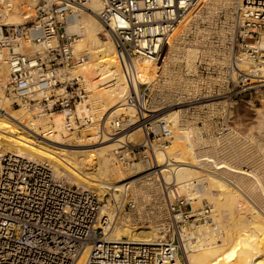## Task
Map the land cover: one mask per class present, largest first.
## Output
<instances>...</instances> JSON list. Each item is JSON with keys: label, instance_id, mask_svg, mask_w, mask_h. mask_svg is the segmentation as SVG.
Returning <instances> with one entry per match:
<instances>
[{"label": "built area", "instance_id": "1", "mask_svg": "<svg viewBox=\"0 0 264 264\" xmlns=\"http://www.w3.org/2000/svg\"><path fill=\"white\" fill-rule=\"evenodd\" d=\"M88 1L0 0V110L7 101L38 116L62 113V126L69 131L92 122L85 89L67 71L85 58L73 49L78 34L69 21L75 9L85 8ZM206 1L100 0L95 14L114 44L128 87L118 104L133 108L134 113L116 117L111 131L103 135L96 130L94 138L141 128L139 144L118 142L114 162L136 178L145 172L161 177L157 197L167 213L165 234L150 241L109 238L116 213L145 204L130 194V181L108 186L109 200L104 202L93 191L57 178L45 161L3 152L0 264H186L180 232L212 222L214 210L208 203L193 207L196 181L184 188L186 194L175 181H164L161 170L168 168L169 157L163 153L158 159L155 151L165 149L173 137V120L158 113L170 107L177 110L179 136L187 143L201 138L202 128L214 122L227 130L226 135H236L224 123L226 105L208 101H225L231 91L238 94L264 84V72L230 70L231 48L258 51L264 13H255L245 0H231L213 11L205 7ZM14 15L21 20L11 21ZM141 61L149 63L147 77L141 75ZM197 64L204 65L200 73ZM216 69L221 78L217 88L198 89L197 81H210ZM230 82L233 90L228 88ZM210 149L199 154L213 162L197 160L198 168L220 175L214 165L225 162L224 155ZM105 203H110L112 213L102 212Z\"/></svg>", "mask_w": 264, "mask_h": 264}, {"label": "bare ground", "instance_id": "2", "mask_svg": "<svg viewBox=\"0 0 264 264\" xmlns=\"http://www.w3.org/2000/svg\"><path fill=\"white\" fill-rule=\"evenodd\" d=\"M211 1L212 0H207L205 2V7L211 11L218 9H213L212 7H210L212 3ZM213 1L217 5L224 7L228 5L231 0ZM245 1L252 6L251 9L255 10V13H264V0ZM100 7V0H89L85 8L75 9L74 16L69 21L70 29L78 34V37L74 42L73 49L75 50V52L78 50H85V53L89 57V60L83 61L80 64L73 66L75 69L70 70L71 72L69 73L73 76L74 74L79 75V73H81L85 69L94 67L93 69H95L97 73L96 75H100L97 81L103 84L101 91L97 92L100 95L98 98L103 99L111 110L120 111L127 109L129 111L128 113L131 114L130 116H132L134 113L133 108L129 106H120V104H118V102L122 99L124 93L128 90V87L122 76L119 64L117 63L115 47L113 42H111L110 40V36L105 32L103 33V35L105 34L106 40L105 38L104 40H101L99 38V33H101L100 31L103 27L95 14L99 12ZM83 11H86L85 14L83 13ZM10 20L13 22H18L20 18L17 15H14ZM262 45L264 46V42L262 43ZM140 63L142 72L141 75L147 77L150 69L149 63L147 61H141ZM246 63L247 62L244 59L240 58V62L238 63V65L241 66V64ZM256 70H259V72H264V62L262 63L261 67ZM4 76V78L6 79L7 73L4 72ZM254 82L255 80L251 81V83ZM257 85L261 84H256L254 86ZM87 95H89L88 91ZM7 105L4 106L6 108V115H3L0 112V148H6V150L0 149V153L12 152V150L9 149L13 148L18 152L17 154L19 155H26L30 159L39 158L41 160H45L51 165L55 172V175H60L61 173L64 174L66 180L74 181L78 185L84 186L85 188L97 192L100 198H103V189L105 186L114 187V182H119L126 179L121 176V173L123 172H121L122 170L117 167L118 165L111 166L110 161L108 160L100 161L99 168H97V162L95 161V159L91 158L89 162L94 164L93 166L95 167V169L93 166V168H90L91 166L88 168H83L80 166L79 162H77V160L75 159L80 156V158L78 159L81 160L84 159V156L83 158H81V153L76 155L77 152L74 149H68L67 147L62 146V143L59 142L58 134L54 136L52 133V129L50 128V124L52 122H54L55 129L63 128L62 113H55L54 117L51 119L52 121H49L47 117L43 118V120L41 119V121L27 118V124H25V126L28 125L26 126L27 128H25L24 130H20L15 128L12 118L22 120L24 115L23 112L22 114L21 112H19L20 114H14L13 112H11L12 110H9L7 108ZM171 109L172 107L166 108L163 111H160L158 115H166L168 117H172L173 122L170 125L172 132H175L176 130L181 131L178 128L176 120L178 112L176 109L170 111ZM37 127L42 128V130L40 131L41 135L38 136L35 131ZM97 130L99 131V127L97 128ZM98 131L97 133H99ZM125 131L126 130H123L122 132H119L111 138L107 137L109 140H112V142H109V146L110 148L112 147L111 149L113 151L115 149V146L119 145L118 142L123 140ZM94 133L93 135L91 134L88 137L92 138L93 136L94 138ZM173 135H175V139L173 138L169 145L166 146L167 149H156L157 151H155L156 157L158 159H161L163 157V153L171 156L172 158L171 161L173 163H170L171 161H169V163L167 164L171 166H168V168L161 170V175L164 178V181H175L180 190L185 188L191 182L196 181L201 185L200 188L203 189V193H201V195L208 194L207 188L209 189L211 187H216L218 189V199L216 201V204L226 212V215L224 216H227V219L231 224V226H229L230 224L228 225L230 228H227L226 226L228 224V221L226 219L227 222H225L227 224L224 222V226L227 229H224V231L223 229L221 230L220 228L222 226V223L219 224L220 217H217V215H219L220 213L218 212L219 214H214L213 216V219L217 218V220H215L217 222H214L215 224L213 222H209L206 224V226H196L194 230L181 231L180 241L185 263L264 264V216H262L264 215V211H262V214H260V212H258V210H256L252 205H249V203L246 204L247 202L245 203V201L242 200L243 195L251 197L253 201L258 203H256L258 206L264 208V189L261 188V184L260 182H258V177L255 178V173L250 172L251 170H243L239 166H232L229 163L227 164L226 162H220L218 165H216L215 163L214 166L219 169V173L230 178V182L231 179H233L237 187H240L239 191V189H237L235 186H231L226 182L225 179L227 177L222 178V176L220 177L216 174L198 169L195 165V161L199 160L203 161L204 164H209V162H213V160L203 156V154H195L193 151L194 149L192 150V144L188 143L189 145L187 146V143L185 144L184 140H181L182 142H184L181 144L177 141L178 137H180L178 136L179 134ZM142 136L143 131L139 127L136 130H132L128 134L129 140L133 141L132 143L135 144ZM118 138L120 139L116 140ZM4 144L7 145L4 146ZM70 151L75 153L70 154ZM109 171L112 172V174H114V176L117 178L116 180L114 179L115 181L109 179L111 178V176H109ZM168 171L171 172L170 175L168 174ZM102 175H104L103 178L99 179V177H101ZM151 176L152 175L150 174H146L143 177L139 178L145 180L144 183L142 182L143 184H148ZM255 181L256 183H254ZM135 182L137 181L130 182V185ZM142 189L143 188H141L140 192L142 191ZM241 192L243 193V195H241ZM198 197H201L200 194H193L191 196L192 199H197ZM252 199L249 198V200ZM104 211L112 213V208L108 203H105V205L103 206L102 212ZM234 212H237V215H234ZM130 224L131 222L129 223V220L127 219L125 214L122 215V213H116L114 215L113 226H111L110 228L111 232L109 238L120 239L126 237L129 240L143 241H150L157 238L155 228H151L150 226L133 227Z\"/></svg>", "mask_w": 264, "mask_h": 264}, {"label": "rangeland", "instance_id": "3", "mask_svg": "<svg viewBox=\"0 0 264 264\" xmlns=\"http://www.w3.org/2000/svg\"><path fill=\"white\" fill-rule=\"evenodd\" d=\"M211 2L212 3L210 5V7H212L213 9L223 7V6L217 5L213 0ZM81 10H84V9H81ZM85 12L86 11H83L84 14H85ZM18 17L20 18V16H18ZM100 32L102 34L99 33V35H100L99 38L101 40H104V38H105V40H106L105 34L103 35V33H105V30L102 28V30ZM111 42H112V40H111ZM263 42H264V29L261 31L260 38L258 39V42L256 43L257 50H258L257 52H252L251 49H248L245 47L231 48V53H230V56H231L230 57L231 58L230 67L231 68H230V70L232 68L235 69V71H237L238 69L239 70H247V71H248V69H250V71H253L255 69H259V67H261L262 63L264 62V46L262 45ZM85 52H86L85 50H78L75 53L76 54L77 53L84 54L85 58L83 61H87V60H89V57ZM233 56L236 58L235 61L233 60L234 59ZM240 58L244 59L247 63L241 64V66L238 65V63L240 62ZM117 63H118V61H117ZM196 66H197L198 73H200L199 71H201V69H202V67H204V65H202V64L198 65L197 64ZM219 67H220V65H219ZM93 68L85 69L84 71L79 73V75L74 74V76H77L79 78V82L81 83V86L85 89L86 102L89 103V110H90L89 114L91 115L92 122L87 124L84 128L78 129L76 131H69V130H66L65 128L55 129L54 122H52V123L50 122L51 123L50 128L52 129V133L54 136L58 134L59 142L62 143V146L67 147L68 149H74L77 152L76 155L81 153L82 154L81 158H83V156H84V159H81V160L78 159V158H80V156H78V158L75 159V160H77V162H79L81 167L88 168L91 166L90 168H93L94 164L89 162V160L91 158L95 159V161L97 162L96 163L97 168H99L100 161H103V160H108V161H110L111 166H114V165L116 166V164L114 162V152L111 149L112 147L110 148V146H109V142H112V140L105 138V136L104 137L102 136L103 138L101 140H99L100 137L97 138V140H96L95 138H93V136H92V138H90L88 136H90L91 134L93 135V133L97 130L98 127H99V131L98 130L97 131L99 133L102 132V134L105 135L106 132L111 131V127H112L111 121L113 119H115L118 116L123 118V115H127V114L131 115V114L128 113L129 111L127 109L120 110V111L111 110L110 107L107 105L106 102H104L103 99L98 98L100 95L97 92L101 91L103 84L97 81V79H98V77H100V75L99 76L96 75L97 73H96L95 69H93ZM72 69H75V68L71 67L70 69H68L69 71L68 70L67 71L71 72L70 70H72ZM4 72L7 73L6 69L1 70L3 79H5L4 78L5 77ZM231 72H232V70H231ZM202 74H205V72ZM212 75L213 76L210 79V81H208V80L206 82L203 80L197 81V88L202 89V91H205V89L207 90L208 88H212V90L213 89L215 90L217 88V85L220 84L221 78L217 77L218 76V70L217 69L213 71ZM229 75L231 77L230 73H229ZM71 76H73V75H71ZM230 80H231V78H229V81ZM228 88L233 90L234 85H232V83L230 82V85ZM87 91L89 92V95H87ZM229 95L230 96L227 97V99L225 101H223L221 98H217V99L209 100L208 102L223 103L226 105V107H227L226 108V116L223 118L224 123L227 125V127L229 129L235 131L237 134L236 135H230V134L226 135L227 130L222 129V126H220V123L217 124V122H214L211 125H208V126L202 128V131H203V133L201 134L202 139L200 137H196V139L194 138V140L192 142H189V144H192V150L194 149L193 151L195 154L201 153L207 147H211L210 150H212V151L217 150L218 152L223 153V155H224L223 160L227 164L229 163L230 165L236 166V167L239 166L243 170L244 169H246L247 171L251 170L250 172L255 173V178L258 177V182H260L261 188L264 189V169H263L264 168V84L253 86L251 88H247L238 94L234 93V91H231L229 93ZM202 102L205 103L206 101L204 100ZM7 104H8V102L4 101L2 110H0V112L3 115H6V108L4 106ZM7 106H8L7 108L9 110H12L11 112H13L14 114H16V113L20 114L19 112H21V114H22V112H23L24 115H23L22 120L12 118L14 125H15V128L20 129V130H24L25 128H27L26 126H28V125L25 126V124H27V121H26L27 118L41 121V119L43 120V118L47 117L50 121L55 115V114H51V115L38 116V115H34L32 111H30L24 107H16V106L11 107L9 105H7ZM79 108H81V106ZM15 110H17V111H15ZM27 116H29V117H27ZM63 118L64 117H62V123H63ZM95 125L98 127H96ZM136 129H138V127H135V126L131 127V129L130 128L126 129V131L123 135V137H124L123 139L128 143L129 146L139 144L143 138V136H142L136 142V144L132 143L133 141L129 140V137H128L129 132H131L132 130H136ZM38 130H39V132H38ZM41 130H42L41 127H37V129L35 130L37 133V136L41 135V132H40ZM180 133H182V131L176 130L175 132H173V134H177V135L178 134L180 135ZM210 133H212V135H211L212 137H210V135H209ZM43 136H45V135H43ZM54 136H51V137H54ZM174 136L175 135H173V137L170 139L169 143L171 142V140H173V138L175 139ZM86 139H89V140H86ZM119 139L120 138H118L116 140H119ZM181 140L182 139L180 137H178L177 141L179 143H181V144L184 142H185V144L187 143V141L184 140V142H182L183 140L182 141ZM169 143L167 145H169ZM189 144L187 143L186 145L188 146ZM6 145L7 144H4V146H6ZM116 147H118V145H116L115 148ZM0 149L6 150V148H3V147H1ZM9 150H12L13 153L16 152L15 154L18 153L13 148L9 149ZM69 153L71 154V153H75V152L70 151ZM17 155H19V154H17ZM21 156H22V154H21ZM24 157H28V156L24 155ZM168 157H169V161H171V159H172L171 156H168ZM32 159L39 160V161H45V160H41L39 158H32ZM45 162H47V161H45ZM93 162H94V160H93ZM170 163H173V162L171 161ZM195 165L197 166V168L199 167L198 161H195ZM170 166L171 165H169V167ZM50 167H51V165H50ZM117 167L120 168V170H122L121 172H123V173H121L122 174L121 176H123L126 179L119 181V182H114V185H119L123 181H128V182L129 181L130 182L137 181V182L131 184L130 194L136 195V197H138L140 201H144V203H145L143 206L138 205L135 210L126 211L122 215L125 214V216L129 220V223L131 222V224H130L131 226H133V227L150 226L151 228L156 229V237L163 236L167 230L169 223L167 222V216H166L167 213H166L164 206H162L160 203H158L159 202L158 197L156 199V195L158 193V188H159V183L161 182V180H160L161 177L159 178L158 176L152 175L150 177V181H149L151 183L148 182V184H143L145 182V180H142L140 178L143 177L144 175L148 174L147 172L137 175L138 177L136 178V176H131L132 174H131V171L129 169L123 168L122 166H119V165ZM165 167H167V166H165ZM51 169L53 170L52 167H51ZM94 169H95V167H94ZM198 169H200V168H198ZM200 170H202V169H200ZM202 171H204V170H202ZM53 172H54V170H53ZM109 173H110L109 176H111V178H109V177L108 178L115 181L117 178L114 176V174H112V172L109 171ZM170 173L171 172L168 171L169 175H170ZM54 174H55V172H54ZM259 175H260V178H259ZM58 176H59L60 180L65 181L66 183L77 185V186L85 188L84 186L78 185L74 181L66 180L64 174H62V173L60 175H57L56 177L58 178ZM103 176L104 175L99 177V179H102ZM217 176H220V177L222 176V178L227 177L223 174H220ZM225 180L227 183H229V185L235 186L237 189L240 188L239 186L237 187V185L235 184V181L233 179H231V182H230V178H228V177ZM254 183H256V181ZM147 185H149V186H147ZM107 187L105 186L103 189V201L104 202H106V201L108 202V200H109L107 198L108 197ZM200 187H201V185L197 183L196 188H194V194L195 195L200 194L201 197H198L197 199L195 198L192 200L193 207L199 206V205L204 204V203L210 204L214 210L215 215L220 213L219 215H217V217L218 216L220 217L219 218L220 219L219 224L222 223L221 225L223 226L222 227L220 225L221 226L220 229L221 230L223 229V231H224V229L226 230L227 228H230L229 226H231V224L229 223L227 216H224V215H226V212L216 204V201L218 199V189L216 187H211L209 189L207 188L208 194L207 195L202 194L203 195L202 196L201 193H203V189H201ZM137 188H138V190H137ZM141 188H143L141 191L142 193L140 192ZM86 189H88V188H86ZM145 189H146V191H145ZM91 191H93V190H91ZM239 191H240V189H239ZM93 192L97 194V192H95V191H93ZM109 192L111 193V191H109ZM136 192H138V193H136ZM181 193L186 194V192L184 191V188L181 190ZM241 195H243L242 192H241ZM246 197H248V196L243 195L242 200L245 201V203L247 202L246 204L249 203V205H252L256 210H258V212H260V214H262L261 212L264 211V208H262L261 206H258L257 205L258 203L253 201V199L251 197H248V198H246ZM249 198L252 200H249ZM253 204L256 206H254ZM259 208H261V209H259ZM235 214L237 215V212L236 213L234 212V215ZM263 214H264V212H263ZM262 216H264V215H262ZM224 217H226V218H224ZM215 218H216V216H215ZM226 219L228 221V224L226 223L227 222ZM215 220H217V218L213 219L212 222L213 223L217 222ZM224 222L227 224V226H226L227 228L224 226ZM207 223H209V222H207ZM207 223H201L199 225L206 226ZM199 225H197V226H199ZM194 229H195V227L192 229H189V230H194ZM151 238H153V237H151Z\"/></svg>", "mask_w": 264, "mask_h": 264}]
</instances>
